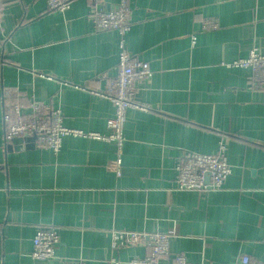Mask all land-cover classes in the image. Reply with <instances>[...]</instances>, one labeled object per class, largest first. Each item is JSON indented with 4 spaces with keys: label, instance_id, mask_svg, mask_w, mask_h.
I'll return each instance as SVG.
<instances>
[{
    "label": "crops",
    "instance_id": "0c3cea01",
    "mask_svg": "<svg viewBox=\"0 0 264 264\" xmlns=\"http://www.w3.org/2000/svg\"><path fill=\"white\" fill-rule=\"evenodd\" d=\"M0 1V264H48L31 256L40 228L57 231L60 261L147 255L110 250L118 230L168 235L158 264L264 262V88H251L250 69L226 66L264 55V0H126L127 50L151 75L134 83L148 109L126 110L120 175L111 142L66 136L55 155L4 143L2 127L4 101L27 113L34 100L59 109L67 128L108 134L114 107L99 93L117 73L118 35L95 32L90 14L120 0H73L63 13L46 0ZM219 144L231 167L222 189L177 191V163Z\"/></svg>",
    "mask_w": 264,
    "mask_h": 264
},
{
    "label": "built area",
    "instance_id": "2783aa9c",
    "mask_svg": "<svg viewBox=\"0 0 264 264\" xmlns=\"http://www.w3.org/2000/svg\"><path fill=\"white\" fill-rule=\"evenodd\" d=\"M73 0H46L48 11L63 13L69 9ZM93 3L90 22L95 32L115 31L118 35L117 73L105 92L99 96L108 99L114 107V115L107 121L108 134L86 133L63 126L62 114L59 109L52 108L31 100L27 113L14 102L4 101L2 112L3 141L8 144L17 138L35 137L34 145L47 148L53 154L60 151L62 139L66 136L84 137L94 140L111 142L115 146V158L112 161L117 175H120L121 156L124 143L123 127L127 109L146 111L148 107L135 100L136 80L151 75L147 65L134 60L129 54L125 37L131 29L130 9L126 0H120L111 10L98 8ZM3 5L0 1V32L2 30ZM194 40V37L192 38ZM231 68L250 69L252 76L250 86L253 89L264 88V55L252 49L248 56L237 59L226 65ZM175 188L182 192H217L223 187L231 173V167L225 156V147L219 144L218 151L213 154L192 153L179 161L175 167ZM206 178L208 181L206 182ZM59 236L53 228H40L32 239V258L48 264H82L78 261L56 260L55 247ZM142 245L148 253L143 258L132 259L129 264H158L159 260L169 254V236L161 233L135 231L110 232V250ZM107 264H119L110 257ZM170 264H188L183 255H175ZM250 264L248 257L243 256L236 263ZM261 264H264L261 263Z\"/></svg>",
    "mask_w": 264,
    "mask_h": 264
},
{
    "label": "water",
    "instance_id": "95a60500",
    "mask_svg": "<svg viewBox=\"0 0 264 264\" xmlns=\"http://www.w3.org/2000/svg\"><path fill=\"white\" fill-rule=\"evenodd\" d=\"M15 140H18L19 142H21V141H30V142H32V145L34 146L35 137L17 138ZM207 181H208V178H206V182Z\"/></svg>",
    "mask_w": 264,
    "mask_h": 264
}]
</instances>
